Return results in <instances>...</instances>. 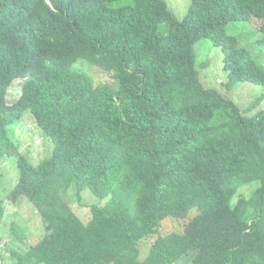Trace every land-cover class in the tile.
<instances>
[{
  "label": "trees",
  "instance_id": "16d2710c",
  "mask_svg": "<svg viewBox=\"0 0 264 264\" xmlns=\"http://www.w3.org/2000/svg\"><path fill=\"white\" fill-rule=\"evenodd\" d=\"M253 18L264 20V0H191L183 20L165 0H0V160L15 157L20 172L7 198H27L46 231L11 250L15 260L0 235V263L175 264L195 250L193 264H264V110L256 99L245 116L205 88L195 51L211 40L231 84L264 86V70L227 31ZM81 61L114 82H96ZM17 79L22 93L9 105ZM26 112L55 145L37 167L11 136ZM71 189L107 199L87 224L65 199ZM193 209L182 234L157 236L140 259L142 240Z\"/></svg>",
  "mask_w": 264,
  "mask_h": 264
},
{
  "label": "rangeland",
  "instance_id": "374dc122",
  "mask_svg": "<svg viewBox=\"0 0 264 264\" xmlns=\"http://www.w3.org/2000/svg\"><path fill=\"white\" fill-rule=\"evenodd\" d=\"M165 2L169 10L179 20L185 18L191 5V0H165ZM122 6V1H116L109 5L112 9H119ZM263 24L264 20L257 18H253L250 22H232L227 26V31L231 36L237 38L240 47L250 50L257 66L264 70V46L257 44L261 35L260 27ZM161 30L165 32L167 25L162 24ZM195 51L200 80L205 88L218 91L225 99L235 103L243 113L251 103L257 100L259 103L256 110H264V86L250 82L231 84L228 72L224 69L222 48L213 46L209 39H202L196 44ZM75 66L87 72L98 83L112 84L114 82L111 74L92 67L84 61L78 62ZM22 86V79L14 81L6 96L7 104H13L19 99ZM250 114L244 113L245 116H250ZM11 133L12 139L19 146L20 153L28 159L32 166L37 167L54 154V143L37 125L31 112H26L24 117L13 125ZM19 177L20 172L16 158H2L0 160V205L4 208L5 213L0 218V235L2 237V250L8 259L12 260L14 258L9 254L11 250L25 252L31 245L37 244L46 234L40 214L27 201V198L23 197L15 203L7 198L14 190ZM256 186L257 184L253 183L242 188L240 195L248 198ZM65 199L83 224H87L91 219V206H104L107 201V199L102 200L96 197L90 189L82 192L81 199L71 189ZM197 213L198 210L193 209L184 219H165L157 228L155 235L145 238L140 243V259L143 261L149 256L151 245L157 236L169 233L182 234ZM195 254V250H191L175 264H193Z\"/></svg>",
  "mask_w": 264,
  "mask_h": 264
}]
</instances>
